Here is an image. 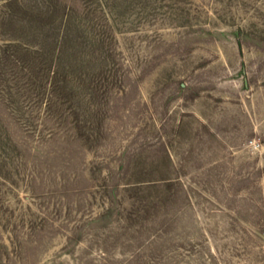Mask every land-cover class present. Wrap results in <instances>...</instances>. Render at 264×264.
<instances>
[{
    "label": "rangeland",
    "instance_id": "rangeland-1",
    "mask_svg": "<svg viewBox=\"0 0 264 264\" xmlns=\"http://www.w3.org/2000/svg\"><path fill=\"white\" fill-rule=\"evenodd\" d=\"M0 264H264V0H0Z\"/></svg>",
    "mask_w": 264,
    "mask_h": 264
}]
</instances>
